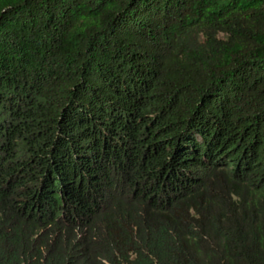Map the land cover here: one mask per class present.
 Returning <instances> with one entry per match:
<instances>
[{
  "label": "trees",
  "instance_id": "obj_1",
  "mask_svg": "<svg viewBox=\"0 0 264 264\" xmlns=\"http://www.w3.org/2000/svg\"><path fill=\"white\" fill-rule=\"evenodd\" d=\"M0 264H264V0H0Z\"/></svg>",
  "mask_w": 264,
  "mask_h": 264
}]
</instances>
